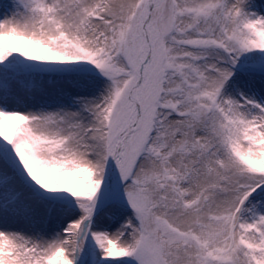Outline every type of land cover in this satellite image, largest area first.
<instances>
[{"label":"snow or ice","instance_id":"obj_1","mask_svg":"<svg viewBox=\"0 0 264 264\" xmlns=\"http://www.w3.org/2000/svg\"><path fill=\"white\" fill-rule=\"evenodd\" d=\"M0 264H264V0H0Z\"/></svg>","mask_w":264,"mask_h":264}]
</instances>
